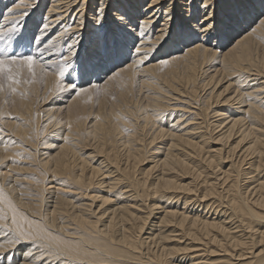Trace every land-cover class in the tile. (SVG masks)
Segmentation results:
<instances>
[{"label":"bare ground","instance_id":"1","mask_svg":"<svg viewBox=\"0 0 264 264\" xmlns=\"http://www.w3.org/2000/svg\"><path fill=\"white\" fill-rule=\"evenodd\" d=\"M114 2L132 22L120 45L123 54L126 49L133 55L125 65L118 64L124 56L111 60L117 67L109 76L118 75L93 87V77L79 78L76 62L91 59L96 66L92 53L102 35L93 15L96 0H0V29L13 23L18 28L13 51L46 65L37 73L43 95L59 92L53 63H65V57L61 84L87 89L59 107L56 118L45 107L51 101L39 113L17 86L26 95L13 99L19 124L8 142L20 154L9 145L0 148V187L17 223L0 204L6 217L0 220V264H39L41 257L45 264H174L165 258L177 251L183 254L179 262L188 264H264V25L257 21L255 31L248 28L259 0H252L255 10L243 27L214 34L215 40L191 34L177 52L166 42L187 24L192 0ZM232 3L216 0L217 12ZM176 14L183 27L174 29ZM34 29L30 47L27 31ZM86 29L91 56L78 54ZM145 60L150 64L136 70ZM22 75L28 76L26 69ZM112 88L118 106L102 109ZM39 124L43 133L65 127L63 138L60 132L51 137L59 146L32 142L41 135ZM87 140L96 147L89 148L93 156L83 157ZM164 141L141 173L150 149ZM40 146L54 153H42ZM26 154L21 163L28 168L3 164ZM221 165H229V172H221ZM119 196H125L123 206ZM151 200H167L177 210H162L150 224ZM165 242L184 246L165 249Z\"/></svg>","mask_w":264,"mask_h":264},{"label":"snow or ice","instance_id":"2","mask_svg":"<svg viewBox=\"0 0 264 264\" xmlns=\"http://www.w3.org/2000/svg\"><path fill=\"white\" fill-rule=\"evenodd\" d=\"M260 10L248 24V28L255 31L252 27L257 21L260 25H264V0H259ZM191 10L186 19L187 24L181 28L174 40L176 43L184 42L191 34L199 36L205 35L209 40L217 33H227L236 28L243 27L248 23V19L255 10V4L252 0H233L229 10L217 12L216 0H192L188 5ZM11 11V9H9ZM95 22L99 25L98 32L102 33L100 40L97 42L92 53V59L98 62L111 61L119 58L123 53L120 45V35L125 32L132 23L130 18L120 10L114 0H96L93 9ZM107 22V26H106ZM248 29L246 28L245 31ZM18 31L17 25L13 23L12 27L4 30L0 29V42H3V49L0 50V92L13 94L17 92V86L21 83L31 84L35 82L37 73H44L46 65L37 60L33 55L15 53L12 51V40L14 33ZM136 52H140V48L136 47ZM67 58H64L65 63H56V87L59 91H64V86L61 84V79L67 72ZM143 61H140L142 63ZM168 61L163 60L161 64L167 65ZM26 69L28 76L21 80L22 72ZM94 66L91 59H86L81 63L80 74L82 77L92 75ZM118 75V73H114ZM113 76H109L112 79ZM69 88L76 89L75 84H69ZM95 87V85H93ZM87 89H80L76 95L81 92H86ZM26 95V93H21ZM91 99V97H89ZM0 204H7L9 210L12 211V223L16 224V209L11 200L8 199L4 189L0 187ZM6 219L3 210L0 209V220ZM40 237H37L39 239ZM39 264H45L44 258L41 257Z\"/></svg>","mask_w":264,"mask_h":264},{"label":"rangeland","instance_id":"3","mask_svg":"<svg viewBox=\"0 0 264 264\" xmlns=\"http://www.w3.org/2000/svg\"><path fill=\"white\" fill-rule=\"evenodd\" d=\"M181 8L182 7H180V9H179V6L176 5L175 11L176 12L177 11H180V13L182 15H184L185 13L183 11H181ZM2 13H0V19H1ZM177 15L178 14H176V16ZM180 22H181V17H178L177 16L176 21H175V24H174V29L176 27H183ZM38 28L36 30H38ZM36 30L34 29V31H31V30L30 31H27L28 40L26 41V45H28L30 47H33L34 42H35L34 36H35ZM174 34L175 33H173L172 36H170L168 38L166 44H167V47L168 48H172L171 51H176L177 52L178 49L176 48V46L177 45H180V43L178 44V43L175 42L174 37L176 35H174ZM84 35L85 36L83 37L82 43L78 47V48H81L82 47L79 50L78 54H80L81 52L84 51L82 55L85 56V53H86L87 56H91L90 53L86 52L87 47L89 45L88 43L91 42L90 38L92 37V34H91L90 29H86V32H85ZM211 40H215V39L212 38ZM15 43H17L16 38L12 42V51L15 49L14 48V44ZM226 46H227V44L225 43V45L223 46L224 48H222L219 51L220 53H218L217 55L220 56L221 53H222V51L226 49ZM2 49H3V42H0V50H2ZM25 52H27V51H25ZM158 53H159V51L155 55H157ZM132 55H133V53L131 54L130 51H128V50L125 49L124 54L121 55V56H124V57L120 60V62L118 64L125 65L126 63H128L130 61L129 58ZM81 56H80V58H81ZM151 56H153V55H151ZM147 60H145V62H142V63L136 65L135 69L138 70V69L147 67L150 64V61H147ZM53 62H55V60ZM56 62L53 63V65L56 64ZM59 63H61V62H59ZM76 63H79V65H80L81 64V60L78 59ZM101 66H103V67H101ZM94 67H95V69H94L95 72L94 73L96 74V72L98 71V74H96L97 75V78H94V75L95 74L94 75H90L89 77H93V80H92V82L94 81L93 82V85H95V84H100L101 85V84H103L105 82L106 77H108L114 71V69L117 67V64L112 65L111 61H105V63H99L98 61H96V66H94ZM138 67H140V68H138ZM25 77H27L29 79L31 78L30 76H23V75H21V80H23ZM79 78L80 79H83L84 77H81L80 76ZM85 80H87V79H85ZM86 82L89 83V80H87ZM92 82L90 83V85L92 84ZM63 84L66 85V87L64 88V91L56 92L55 95L53 93L51 97H48L45 94L43 95V91L41 89V87H42V80H41V78L38 75L36 77L35 82H33L31 84L21 83L18 86H20L21 88H24L25 89V91L27 92V95L33 100V108L35 110H37V112L40 113V111L42 110V108H45V107L46 108H51L52 111L55 112V114H53V115L56 118H60L61 117V111H58L59 110V107L65 106L66 105V102L70 101L76 95L77 88H78V87H76V89L69 88L68 85L69 84H73L72 82H63ZM136 89L137 88H134V90H136ZM113 91H117V90L116 89H113L112 91H110V96H111L112 99H110V101H109V98H110L109 97L108 100L106 101V103L103 104V105H101V107L102 106H105L107 104L106 105L107 107L109 106V107H111V109H112V107L114 109H116V105L118 104V101H116V98H118V96H117V92L115 93ZM111 92L112 93H115L116 95L114 96V94H112ZM21 93H23V92L19 88H17V92L16 93H13V94H9V93H7V91L0 92V148L7 147V145H9V147L6 148L8 150L14 148V146H12V145H14V143L13 142H8V139L10 138L9 137L10 134L16 136V134L14 132L16 131V128H17L16 125L19 124L18 116H16V114L14 113V108H13L14 102H13V99L16 98V95H18V96L21 95ZM93 95H94V97H96V94L95 93ZM113 100H115V101H113ZM47 101H51V103L46 104V106L44 107L43 105ZM95 101L97 102V97H96ZM119 104H121V103L119 102ZM232 106H234V108H235L236 105H232ZM107 107L104 108V111L105 112L110 109V108H107ZM102 109H103V107H102ZM41 121H43V118H41ZM40 124H41V122H40ZM40 124L35 129V131H39L40 130L41 135H40V137L37 136L38 138L37 137L34 138L35 135L33 133L34 137L32 139V142L37 139V141H39L40 144L48 143V145H51L52 147H54V146L57 147V145L59 146L60 144L57 141H54L53 139H51V137H54V134L56 132H60L59 136H61L63 138L65 136V133H66L65 131H63L65 129V127H63L64 129L61 128V129L57 130L56 132H54L55 130L53 128H49V129L45 130V132L43 133V131H41ZM154 124L155 125H158L159 122H155ZM122 130L126 132L125 129L122 128ZM88 141L90 142L91 140H87L86 141L87 142L86 143L87 144L86 145L87 148H84L82 150L81 154H80L83 157L88 156V154H92L91 153V150L93 152L95 150L94 148L96 147V146H94L96 144H94L93 141H91L92 144H91V142L88 144ZM166 142L167 141H164L161 144H156L154 148H151L150 149V151L146 155V160H145V163L146 164L144 166H142V168H138V170L141 173H145L147 171V169L151 167L152 159L155 158V154L151 153L153 151V149H155L157 146H161L163 144H166ZM90 144H91V146H89ZM107 146H108V144H104L103 149L107 148ZM207 146H209V145H207ZM22 148L27 149L26 147H22ZM89 148H91V150ZM8 150H7V152H9ZM39 150L42 153H46V152H48L50 154H53L54 153L51 150L50 151L49 150L47 151V149H46L45 146H40ZM12 151L18 153L20 151V148H15ZM177 151H179V150H177ZM18 154H20V153H18ZM28 155L29 154H26L24 156L22 155V156H18V157H13V158H11L8 161H5V162L3 161V164L6 165V166L13 167V168H28L27 165L21 163V159H24L25 156H28ZM93 155L94 154H92V156ZM98 159L100 160L101 158H98ZM216 161L218 162V158L216 159ZM149 164H150V166H149ZM91 165L92 166H95L96 164H94L91 161ZM86 166L89 167L90 164L88 162H86ZM228 166L227 167H223V165H221V167H219V168H222L221 169V172H225V171L226 172H229ZM243 169H245V166H244ZM150 170L151 171L149 172V174L151 175L154 170L152 168ZM235 171H237V170L234 169V172ZM231 174L234 175V173H231ZM113 199H115V198H111L110 200H113ZM118 199H119V205L120 206H123L125 204V196H119ZM169 202H175V200L174 201H169ZM127 204H129V203H127ZM147 204L154 205V209H155L154 210L153 217H150L151 218L150 219V224L151 223L154 224L156 222L155 219H157V218H159L161 216L160 214H162V210H165L166 211V210H170V208L172 210H177V208H175L176 206H173V204L168 203L167 200H163V201H160V200H151L150 202H147ZM157 207H159V208H157ZM154 226H157V225H154ZM166 234H168V233H166ZM145 237L146 236H143V238H145ZM161 246H163L165 249H173L174 250V249H178L180 247H183L184 245H179V244L172 243V242H165V243H161ZM182 256H183V254H181V252H178L177 251V253H175L174 255H168V257H166L165 259L167 260V262H172L174 264H183V260L186 262L187 259H182V261L179 262V260L182 258ZM186 263L188 264V262H186Z\"/></svg>","mask_w":264,"mask_h":264}]
</instances>
